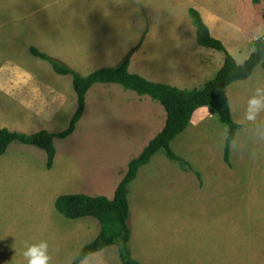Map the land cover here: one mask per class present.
<instances>
[{"label":"rangeland","instance_id":"obj_1","mask_svg":"<svg viewBox=\"0 0 264 264\" xmlns=\"http://www.w3.org/2000/svg\"><path fill=\"white\" fill-rule=\"evenodd\" d=\"M263 1L256 6L260 18L264 16ZM176 2L0 0V129L57 133L68 128L77 110L72 76L58 75L50 62L33 56L30 41H40L43 46L38 49L87 76L96 68L121 64L123 57L119 54L107 65H84L85 33L93 26L110 32L115 27L114 36L117 31L125 32L119 34L116 47L125 55L133 50L130 72L151 80L150 74L161 67V61L151 64L146 55L150 50L148 34L154 23L148 10L158 4L161 9L156 16L157 25H172L176 17L170 12H176L172 5ZM191 2L206 7L209 11L203 8L205 14L217 10L226 30L240 29L237 0ZM188 19L195 27L190 16ZM258 36L262 38L264 34ZM107 38H112V33ZM250 46L256 49L253 43L244 46L242 53L235 51L239 64L247 60ZM198 47L222 59L219 68L204 78L209 81L224 64L225 54ZM139 50L141 53H137ZM13 63L42 69L39 73L51 87L68 93L69 103L56 106L55 112L43 111L39 115L22 111L9 92L32 88L30 83L17 75L19 80H8L2 86L6 66ZM8 71L11 74L10 67ZM206 80L196 86L201 88ZM257 87L264 88L261 65L250 78L227 88L234 120L242 124L232 143L231 165L224 161L228 129L213 111L214 118L188 127L172 142L173 150L193 170L184 171L164 151L140 169L130 185L129 223L131 250L133 247L138 254L141 249L143 260L152 264H264V112L256 121L244 118L248 100ZM39 89L44 87L33 90ZM47 97L44 93L43 100L47 101ZM44 105L47 111L49 107L45 102ZM166 119L163 105L150 96H141L119 84L98 83L87 95L86 111L76 131L67 138H55L57 156L52 169L47 168L43 149L13 142L0 155V264H25L20 254L24 243L42 240L49 244L50 264H70L100 233L101 224L94 217H66L57 210L56 200L79 193L113 199L130 160L143 152L149 139L164 128ZM136 126L134 137L126 135L129 128ZM87 223L91 224L90 231L84 230ZM112 248L118 246L112 245L107 251H114Z\"/></svg>","mask_w":264,"mask_h":264},{"label":"trees","instance_id":"obj_2","mask_svg":"<svg viewBox=\"0 0 264 264\" xmlns=\"http://www.w3.org/2000/svg\"><path fill=\"white\" fill-rule=\"evenodd\" d=\"M254 1L259 3L261 0ZM189 15L197 29L198 43L225 54V61L221 69L201 88L181 89L130 72L133 50L120 65L103 67L84 76L47 53L31 47L32 54L50 62L57 74L72 76L77 95V110L68 128L57 133L47 130L25 133L7 127L0 129V155L5 154L15 141L34 145L46 152L47 168L52 169L57 156L55 138H67L76 131L77 124L86 111L87 95L98 83H115L141 96H150L153 100L159 101L167 113L163 130L149 142L139 156L130 160L127 172L117 186L113 199L104 195L91 196L79 193L62 195L56 200L57 210L66 217L71 219L94 217L101 224L99 235L82 249L72 264H80L89 255L112 245L118 246L123 264H142L133 256L130 247L132 238V228L129 223L131 215L130 185L137 178L140 169L150 163L160 151H164L170 160L178 162L184 171L193 170L189 162L173 150L172 142L190 126L193 115L199 108L210 107L217 114L221 123L227 126L224 161L231 165L232 143L237 132L242 128V124L234 120L227 88L236 81L250 78L258 66L264 67V38H259L256 41V50L244 64H239L226 45L212 35L209 26L197 8L191 7Z\"/></svg>","mask_w":264,"mask_h":264},{"label":"crops","instance_id":"obj_3","mask_svg":"<svg viewBox=\"0 0 264 264\" xmlns=\"http://www.w3.org/2000/svg\"><path fill=\"white\" fill-rule=\"evenodd\" d=\"M176 1V3L172 4L176 7V12L173 13V10H171L170 12V15H174L176 17V20L172 22V25H157L158 17L156 16H158V11L161 9L158 4L154 8H152V10H148L151 14L152 20H154V23L152 24L150 32L148 34V46L150 47V50H148V53L146 55L147 57H149L151 64L159 60L161 61V63L159 64L161 67L159 69L154 70V72L150 74L152 77V81L169 84L181 89L200 88L196 85H199L202 81L204 82L206 79L208 80V78L204 79L206 75H212V70L218 69L221 65L222 59L218 54L213 52L207 53L205 50L198 47V45L200 44L197 41V29L193 27L188 21V17L190 16L189 9L191 7H195L201 12L205 22L211 30L212 35L220 39L221 41L223 40L224 42H222L227 45L226 47H228V50L231 51V54L234 57L235 51H239L240 53H242L244 46H246L247 44L256 43V41L260 38L258 35L264 34V16L263 18H260L258 10L256 9V6H258L259 3H256L254 0H237L239 8L240 29H236V31H232L230 28L226 30L222 26V23H224V20L222 19L223 16H221L217 10H211L210 13H213L212 15H210V13L205 14V12L209 10L198 2H191V0ZM203 8L205 9V12ZM228 24H230V22H228ZM92 28L93 29H91L90 31L88 30V32L85 33L86 53L84 57V65H107L108 63H110L111 58L119 54L122 55L121 58L123 57V60L126 58L128 54L125 55V51L116 47V41L118 39L119 34L124 35L125 32L119 33L117 31V36H114V33L117 30L115 27L113 28L112 32H110L109 29L105 27L98 28L93 26ZM110 33H112V38H107V35ZM28 44V46L33 45L31 47H35L37 49L39 48V45L43 46L40 41H30ZM110 46L116 47L117 49L113 48L112 51L107 50L110 48ZM250 48L251 50L248 58L256 50H252V46H250ZM137 53H141L140 50ZM123 60L120 63H122ZM164 65L166 66V68ZM29 66L30 65L17 63H13L6 66L8 68L10 67L12 71L11 74H9L8 68L6 69L7 76L4 79V82L2 83V86L5 87V82H7L8 80L14 81L15 78L19 80V76L17 75L24 77V79L27 80L28 83H30L32 88L29 89H22L16 92H9L6 90L7 92H9L10 97H13V99L17 100L16 102L20 105L22 111L31 113L32 115H39V113H42L43 111L46 113L52 111L55 112L56 106L65 107L70 101L68 93L63 90V88L60 89L57 86L54 88L51 87L48 80L42 74L39 73V71H41L42 69H35L33 66L32 68ZM103 67L106 66H102V68ZM98 69L100 68H96L92 72ZM151 70H153V68H151ZM40 85L44 87L43 90H33L35 87H40ZM44 93L48 96L47 101L43 100ZM44 102L46 106L49 107L47 111L44 110ZM160 115L163 118V113L160 112ZM214 116L215 115L213 113V110L210 107H201L194 113L190 126H199L205 121L214 118ZM137 129L138 126L134 128H129V130L127 129L128 131L126 135L134 137ZM153 138L149 139L148 144ZM97 167L98 165H96V168ZM133 209L134 210L132 213V217L134 219L136 217L135 205ZM135 221L136 220H134V222ZM89 229L91 230V224L87 223L84 230L87 231ZM110 247L111 246L105 248L104 250L89 255L80 264H123L119 249L112 248L114 251H107ZM132 252L133 256L136 257L142 264H152L150 261L143 260V254L141 249H138V254H136L132 247ZM75 259L76 258H74L70 264H72Z\"/></svg>","mask_w":264,"mask_h":264},{"label":"clouds","instance_id":"obj_4","mask_svg":"<svg viewBox=\"0 0 264 264\" xmlns=\"http://www.w3.org/2000/svg\"><path fill=\"white\" fill-rule=\"evenodd\" d=\"M261 112H264V88L257 87L255 94L248 100L244 118L250 122L256 121ZM20 254L25 264H50L51 261L49 244L44 240L38 243L25 242Z\"/></svg>","mask_w":264,"mask_h":264}]
</instances>
